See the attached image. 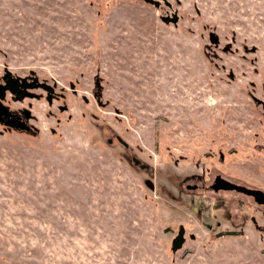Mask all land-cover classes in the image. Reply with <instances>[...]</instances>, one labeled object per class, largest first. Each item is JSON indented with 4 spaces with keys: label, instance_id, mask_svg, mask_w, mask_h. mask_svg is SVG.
<instances>
[{
    "label": "rangeland",
    "instance_id": "1",
    "mask_svg": "<svg viewBox=\"0 0 264 264\" xmlns=\"http://www.w3.org/2000/svg\"><path fill=\"white\" fill-rule=\"evenodd\" d=\"M157 1L0 0V81L68 108L0 125V264H264V206L211 188L264 190V0Z\"/></svg>",
    "mask_w": 264,
    "mask_h": 264
},
{
    "label": "flooded vegetation",
    "instance_id": "2",
    "mask_svg": "<svg viewBox=\"0 0 264 264\" xmlns=\"http://www.w3.org/2000/svg\"><path fill=\"white\" fill-rule=\"evenodd\" d=\"M0 91V107L3 108L2 111H0V125H2L7 131L36 132L37 128L32 124V122H35L37 119V116L32 113L34 107L33 103L34 101L38 102L42 97L45 98L50 106H52L54 102L61 101V103L56 105L59 111H65L68 109L66 104L63 103L65 100V94L56 91V84L50 85L45 81L39 80L34 72H30V74L24 76H15L11 72L5 70L3 76H1ZM8 100L10 103L7 102ZM261 105L264 108V103H261ZM62 108L64 109L62 110ZM47 116L53 117L54 114L49 111ZM236 186L260 189L245 185L244 183H239L236 180L228 179L220 174L215 176L211 188L214 192L220 190H234L243 193L236 189ZM243 194L251 197L256 203L253 196L246 193Z\"/></svg>",
    "mask_w": 264,
    "mask_h": 264
},
{
    "label": "water",
    "instance_id": "3",
    "mask_svg": "<svg viewBox=\"0 0 264 264\" xmlns=\"http://www.w3.org/2000/svg\"><path fill=\"white\" fill-rule=\"evenodd\" d=\"M147 3H151L153 4L154 6L158 7L160 4H159V1L157 0H145ZM164 4H166L167 6H170V3L166 0H164ZM161 20L164 22V23H172V24H177L178 20H179V17L177 14H172V16H168V15H165V16H161ZM210 40L214 43H217L218 40H217V37L214 36L213 34L210 35ZM96 85L98 84V82L96 81L95 83ZM3 87V86H2ZM70 88L72 90H74L73 88V84L70 85ZM96 89H100L99 87H97ZM1 92V91H0ZM2 107H0V111H2ZM64 108H62L63 110ZM1 113V112H0ZM236 189H238L239 191L243 192V193H246L248 195H251L254 197V200L256 201V203L260 204V205H264V191L260 190V189H251V188H247L246 186H236ZM184 242V228L181 226L178 230V233L177 235L175 236L174 240H173V247L172 249L175 251L177 250L178 248H180L182 246Z\"/></svg>",
    "mask_w": 264,
    "mask_h": 264
},
{
    "label": "trees",
    "instance_id": "4",
    "mask_svg": "<svg viewBox=\"0 0 264 264\" xmlns=\"http://www.w3.org/2000/svg\"><path fill=\"white\" fill-rule=\"evenodd\" d=\"M215 216H216V214H215ZM217 217V216H216ZM223 233H230V234H234V233H236L235 231H229V230H227V231H225V232H217V235H222Z\"/></svg>",
    "mask_w": 264,
    "mask_h": 264
}]
</instances>
